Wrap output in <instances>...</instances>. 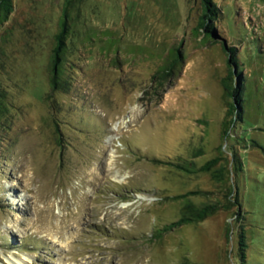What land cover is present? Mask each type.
<instances>
[{
    "label": "rangeland",
    "instance_id": "374dc122",
    "mask_svg": "<svg viewBox=\"0 0 264 264\" xmlns=\"http://www.w3.org/2000/svg\"><path fill=\"white\" fill-rule=\"evenodd\" d=\"M62 1L0 26V264H264V0H212L214 34L201 0L70 6L51 88Z\"/></svg>",
    "mask_w": 264,
    "mask_h": 264
},
{
    "label": "trees",
    "instance_id": "16d2710c",
    "mask_svg": "<svg viewBox=\"0 0 264 264\" xmlns=\"http://www.w3.org/2000/svg\"><path fill=\"white\" fill-rule=\"evenodd\" d=\"M85 0H63L62 1V7L59 19H58V24H59V30L57 33L55 32V46L53 48V52L51 54V75L49 78V84L51 88L54 87H59L61 83V75L59 74V67L62 62V56L63 54L66 53L67 46L66 44L68 43V39L71 41V34L73 33V29H69L68 26V21L70 19H75V17L69 15V8L70 6H76L77 12L79 11V5L82 4ZM201 13L199 16V24H198V29H203L205 32H211L212 34L215 33V28L213 26V19L216 17L218 13V8L212 2V0H201ZM13 11V0H0V26H2L8 19L10 14ZM78 14V13H77ZM227 52H228V63L231 67V65L234 63L235 64V58L233 57V48L232 47H227ZM172 65V64H170ZM2 64L0 63V69ZM171 68L168 66L167 68L162 67V72L164 74H167L168 71H170ZM230 80L232 77V70L230 71L229 76ZM230 80L228 81V78H223L222 83L223 87L227 92L231 95L232 99L234 100L236 105H239L240 107V95H239V89L241 88V79H238V82L233 85L232 87L230 85ZM233 81H235L233 77ZM7 100V95H6V89L5 86L2 84L1 78H0V119L3 117L7 110H8V102ZM215 159H210L206 161L204 164L200 166V169L205 170V171H210L213 163L215 162ZM236 161V160H235ZM237 168H240V161L237 159ZM212 177H215L217 179H221V170L220 168L218 169L217 172L211 173ZM222 201L219 200H214L210 203H205L202 204L201 206H195L193 203L187 201L185 205V211L187 212V220L193 221V220H198L202 219L208 215L213 214L216 212L218 209L223 207ZM185 217H183L181 220H184ZM170 228V226H169ZM241 250V249H240Z\"/></svg>",
    "mask_w": 264,
    "mask_h": 264
},
{
    "label": "bare ground",
    "instance_id": "6f19581e",
    "mask_svg": "<svg viewBox=\"0 0 264 264\" xmlns=\"http://www.w3.org/2000/svg\"><path fill=\"white\" fill-rule=\"evenodd\" d=\"M14 264H20V262L18 263V262H15Z\"/></svg>",
    "mask_w": 264,
    "mask_h": 264
}]
</instances>
